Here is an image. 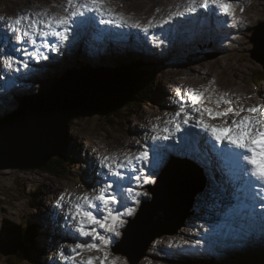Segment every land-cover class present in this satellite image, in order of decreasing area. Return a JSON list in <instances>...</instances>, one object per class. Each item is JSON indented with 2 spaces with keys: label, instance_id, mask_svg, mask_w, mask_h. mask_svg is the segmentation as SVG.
I'll use <instances>...</instances> for the list:
<instances>
[{
  "label": "rangeland",
  "instance_id": "1",
  "mask_svg": "<svg viewBox=\"0 0 264 264\" xmlns=\"http://www.w3.org/2000/svg\"><path fill=\"white\" fill-rule=\"evenodd\" d=\"M28 1L31 3V8H29L27 12L20 13L19 15L11 13L14 12L13 7H15L14 5L16 2H21L20 5L15 8L16 10H20L21 8L29 6L27 3ZM169 1H173V13L177 11L178 7L181 11L186 6L181 0ZM263 1L264 0L238 1L236 13L240 18L244 17L246 14H261L254 23L249 25L240 24L234 13H232V15L214 18L213 12L206 13L203 9H200L199 13L193 18L185 19L181 22L179 20L180 18H175L170 21L167 20L170 26L178 24L179 22L180 25L179 27L175 25V32L169 29L167 40L161 39L163 47L167 42H170L169 38L177 34L180 28L187 31L188 27L194 28L204 22H208L209 25L206 23L203 26L194 28V34L192 36L190 34L181 36L179 33V36L173 39V41L176 40L175 46L173 45V47H171L169 44V49H165L159 53L157 50L152 51L150 48L148 49L149 43L144 41V37L141 38L143 44H145V49L151 54L150 57H144L137 53L138 44L136 40H133L132 42L135 43L129 45V47H121L120 43L114 44V52H111L110 48L107 46L100 49L99 56H96L94 49L88 52V57L82 56L80 50L86 47V45L80 43V40L82 37L86 38L85 34L79 35L80 32H75V30V34L72 33V27L68 33V40H66L67 44H63V48H61L60 45L59 47L56 46L53 41L51 43L53 47H43V49L39 51L41 54L48 56L47 60H43L41 58L33 59V57L38 56V54L35 53L33 57L29 59L25 58V52H22V57L18 58L10 48L9 50L6 49L8 42L2 34L8 32L12 38H15V34L9 30L11 20L26 13H35L45 8L49 9L52 13L62 12V4L54 0H0V17L3 18L0 19V120H3V125L9 123L7 118L19 108L21 101L33 99L39 96L44 89L49 87L41 88V83L43 81L49 77H58L60 79L63 74L70 70H92L96 73L108 72L115 75L126 73L132 78H136L135 72L139 70L127 66L136 63L143 66L142 70L150 73L149 77L153 79V85L149 88L145 87L141 91L142 95L145 96L141 98V101L145 102L144 105H136L135 101H133L131 104H127L123 108L117 110L115 114L113 113L109 116L94 114L81 116L80 118L72 120L71 125L68 127L67 141L64 148L66 162L62 164L59 162L61 164L59 166L56 161V163L51 165L50 167L55 170L54 174L46 172L48 169L45 168L21 170L9 168V163H3V165H7V167L0 168V233L3 232L5 236L10 238H15L16 236L21 237L22 231L33 225L39 227L41 231L39 232V236L34 239V250L31 255L27 257V260L20 261L16 259L15 255L3 256L0 254V264H54L53 261L56 260L58 251L65 254L70 253V250L64 249L66 245H70L68 239H62L65 241V243H63L60 238L61 235L58 232L59 230L68 229L70 227L69 223H71V225L73 223L71 220H66L68 215H64L65 212L69 213L71 210H68L69 206L71 208L69 198H71L72 203H76L77 196L89 192L91 186L102 180L99 178L98 174L101 173L100 166L103 158L110 156L114 157L116 154L121 156L127 155V153L124 152H130V154L133 155L134 153L140 152L139 148L142 149L140 145L144 143L147 146H155L157 145V141L161 142L158 145L164 144L163 142H166V144L170 143L165 140H155V137L157 135H165V127H167L168 124L164 123H168L176 113L173 112L176 111L174 110L176 107L168 101L170 94L174 93V88L171 86L172 82L179 83L184 81L190 83V80L201 81L203 82V87L198 90V92H203L204 89L207 88L208 92L204 93L205 96L213 91L220 93L223 89L226 94L228 89L229 91H234L236 89L235 91L240 92L242 88V91L246 88V90L253 92L254 95L251 94V100L249 96H246L243 101L242 99H240V101L245 102V104L248 102V108L253 106L262 107L260 103L264 101V95L262 94V96H260L258 94L261 93V90L264 93V70L262 65L252 57L251 52L256 47V45L253 44L255 29L264 28ZM161 2H166V0H106V7L120 12L127 19H138L140 17L138 12L143 10L145 11L143 16L151 20L153 15L163 16L165 10L159 8V6L162 5ZM241 9L244 10L242 13L240 12ZM163 25L164 21L160 19L158 26L163 29ZM228 25L230 26L228 27ZM259 26L261 27L259 28ZM93 27L96 30L95 35L98 34L96 35L97 37L101 36V34H106V32L102 33V27L98 22L93 23ZM152 29L156 28L152 27ZM80 30L86 31L85 27H81ZM258 31L259 30H257L256 34ZM188 33L191 32L188 31ZM72 35H74V37H72ZM113 38L116 39V35H114ZM46 42L48 43V41ZM201 42H208L210 45ZM12 43L13 48L18 46L16 40H11V44ZM42 43L45 42L41 41V45ZM96 43V37H90L89 48H97L98 45ZM158 43L159 42L156 41L155 44L158 45ZM156 48H158V46H156ZM68 50H70V54ZM23 59L27 61L29 65L28 68L21 67L20 65L22 64H17V60L24 61ZM35 61H38V64H36ZM32 70L35 72H32ZM180 70H183V73H179ZM13 72H15V74H13ZM18 73L19 75H16ZM15 76L17 78H13ZM6 81H8L7 83H10V85H6ZM239 85L241 87L240 90L238 88ZM39 86L40 89H38ZM256 91H258V93H256ZM21 95L24 96L22 98L23 100L17 101V97ZM173 98L174 97L170 98L171 102H174ZM162 100H164L163 103ZM205 101L207 102V100ZM158 102L162 104L157 105ZM206 102L200 107L206 105ZM241 102H237V105L244 106ZM187 107L192 111L190 104L187 103ZM219 108L221 110L225 109L224 105ZM157 109L163 111L164 115L160 114L157 116V112H155ZM201 114L208 117L207 122L212 120L206 112ZM246 114L247 112L243 113V115ZM139 116H143L147 120V126L136 120ZM197 119L198 118L193 116L190 123L192 121L193 123L191 124H195ZM157 125L159 126L160 133L150 134L149 137L148 132L157 129ZM140 132H144L145 136L149 137L153 142L149 143L150 139H146L145 137V139L134 141L136 142V147L129 146L127 143L129 137L132 136L135 140L137 139V134ZM172 133L174 132H171V135ZM121 147L123 148L122 150H120ZM201 152L206 155V152L202 148ZM213 155L217 157L216 153H213ZM162 157H164V155L160 153L158 158L153 160V162L150 163L151 165L141 173V180L137 181L135 187L132 188L143 192L147 191L148 186L154 184L158 174L153 168L157 169L159 165L158 168L162 170L165 167L163 161L160 163L158 161ZM109 162H114L113 165L116 163L115 161ZM83 172H87V176L84 177ZM129 172L130 174L139 173L138 171L133 172L131 170ZM149 176H151L154 182L144 184L143 180ZM107 179L111 180V176ZM127 181H129V179L126 178L122 183L126 185ZM202 184H204V181H202ZM204 190L208 192L206 189ZM200 192L197 193L195 197L202 196ZM217 192H220L219 187ZM229 193H231L230 190ZM62 196L64 197L63 200L60 199ZM208 197L209 196L206 194V198ZM239 197L238 195L237 199ZM139 200V204H131V199L129 200V204L135 208V212L131 217H125L128 223L120 228L121 233L123 230H127L126 226L129 224V221L136 217L141 204L151 200V195L148 197L141 196ZM208 203L210 204L211 201H207L205 205ZM205 205L203 210L205 209L207 214L203 219L198 221V225L196 226L199 232L198 230L191 231L196 239L195 243L186 232V220L194 217L192 205V213L191 215L189 214L190 216L188 215L189 217L187 216L188 218L186 217L180 229H177L172 234L169 233L156 238L148 245L143 254L144 256L141 257L136 264H264V234H259L263 232L259 231L253 233V231H251L248 233L250 231L248 230L249 228L256 229V224L253 222L251 223L246 218V220L244 219L247 224L246 226H243V223H238V225L233 224L229 229L228 226H230V222L228 216L231 215L229 212L225 214L229 225L226 227H218L215 225L214 218H219V215L214 216L209 213ZM223 209L224 206L221 207V211L219 208L217 209L220 212V216L223 214ZM236 209L239 213V217H242L241 212H243V210L240 206ZM210 215L214 218L210 217ZM244 220H242V222H244ZM63 224L64 228H61ZM211 227H213L212 234L214 240L220 242V244H212V247L208 246L206 240L199 239L200 232L204 231L203 229L209 230ZM230 230H233L236 236L240 237V239H238V244L232 243V240L231 243L225 244L222 242L220 236ZM101 234L107 237L111 243L106 249L102 248L100 251H86V253H89L91 259L93 256H99V259L95 258L94 264H108V261H115L116 264H131L125 256L119 253V250L127 245L126 241L128 240H122V234L119 237H115L110 233H104L102 230ZM230 238L232 239V237ZM85 240L92 242L91 237L81 238V242ZM94 242L98 245L102 244L100 240ZM184 242H186V244L188 243L191 247L187 245L184 246L182 244ZM194 248L198 251H195ZM77 251L78 253H83L80 252V250ZM193 251H195V253H193ZM105 252L108 253L107 261L104 259ZM7 258H10V260H6ZM60 261L61 259H57L56 263ZM67 263H70V261H67Z\"/></svg>",
  "mask_w": 264,
  "mask_h": 264
},
{
  "label": "snow or ice",
  "instance_id": "2",
  "mask_svg": "<svg viewBox=\"0 0 264 264\" xmlns=\"http://www.w3.org/2000/svg\"><path fill=\"white\" fill-rule=\"evenodd\" d=\"M63 11L52 13L49 9L45 8L35 13H26L22 16L11 20L9 30L13 33L21 32L20 35L15 37L18 44H31L33 47L37 44V37L40 38L42 47L51 48L53 45L47 43L48 37H54L60 41L68 40V33L72 25L77 27L82 23H99V24H112L114 21L117 27H124L127 21L122 15L115 14L111 8L106 7V0H67L66 5L61 6ZM203 9L206 13L219 10L224 15H232V7L230 0H188L187 5L183 11L177 8V11L171 14L169 21L175 18H185L190 15H197L199 10ZM243 11V9H241ZM91 14V15H89ZM99 20L96 21V17ZM82 18V19H81ZM0 19H3L0 17ZM169 21H165L168 23ZM26 22V24H25ZM133 28L140 27L139 24L129 25ZM145 26L143 31L147 34L149 27ZM25 37L27 39H25ZM43 58L48 59L47 55L40 54L33 59ZM11 59V58H10ZM17 64H22L24 68H28L27 61L17 60ZM19 70V69H17ZM179 94V90H177ZM208 92L205 88L203 92H197L193 89L188 90V95L191 97V107L193 112L207 113L211 119L227 117L229 113L234 116L240 117L238 120L233 119L230 127H223L221 125H212L206 123L201 115L195 124H190L192 115L186 111L187 103L181 100L179 111L168 122L175 124V131L180 132L182 125H188L189 128H199L204 133L211 136L214 144L210 146V150L215 152L222 161H230L239 167L242 177L246 178V183H251V180L259 182L264 185V106L250 107L247 109H239L238 111L229 107L225 111H213L212 108L200 107L205 100L209 103H215L219 108L221 104H232L230 99L219 97L213 100L212 93L207 96L204 93ZM242 112H247V115L241 116ZM183 115V121H179V117ZM228 121L225 120V124ZM171 129L165 128V132H170ZM227 133V134H225ZM187 135H192L189 131ZM157 140H169L170 135H157ZM217 145H223L217 147ZM207 146V145H206ZM112 157L103 158V166L106 172L102 180L98 181L95 185L90 187L89 192H85L76 197V203L71 204V210L66 217V220H71L73 223L69 227V231L78 234L79 238H92V242L85 240L84 242H73L69 245L72 253L71 256H62L66 259L74 260L78 251H100L102 248L106 249L111 241L101 234L110 233L115 237L121 236L120 228L123 227L128 221L125 217H131L135 208L131 204H139V197H148V191H137L136 189L122 183L125 176L122 169L125 165L129 166V170L133 172L141 171L135 165L143 163L149 159L148 150L141 151L135 157H128L125 162L114 166L111 162ZM259 161V162H258ZM111 176L114 179L108 180ZM135 180L140 181L139 175L134 177ZM151 176L143 180L144 184L153 183ZM255 187V185H253ZM91 193V194H90ZM61 200L64 199L62 196ZM264 207V205H262ZM67 226V225H66ZM100 240L102 244L98 245L94 241ZM105 261L108 260V253L105 252ZM82 264H91V260L83 262ZM108 264H116L115 261H108Z\"/></svg>",
  "mask_w": 264,
  "mask_h": 264
},
{
  "label": "water",
  "instance_id": "3",
  "mask_svg": "<svg viewBox=\"0 0 264 264\" xmlns=\"http://www.w3.org/2000/svg\"><path fill=\"white\" fill-rule=\"evenodd\" d=\"M253 38L256 47L252 57L264 69V28L255 29ZM120 74L123 75L70 70L39 96L22 99L19 108L7 118V125L0 120V168H6V162L9 168L44 169L53 159L64 156L72 120L94 114L109 116L131 104L137 81L126 73ZM181 162L185 164L179 165L177 171L175 161L157 175L154 184L147 187L151 200L141 204L136 217L126 226L128 231H122V240L128 241L119 253L131 264L144 256L151 242L172 234L192 213L193 198L201 191L203 179L193 163ZM22 248L21 237L0 233L1 255H15Z\"/></svg>",
  "mask_w": 264,
  "mask_h": 264
},
{
  "label": "bare ground",
  "instance_id": "4",
  "mask_svg": "<svg viewBox=\"0 0 264 264\" xmlns=\"http://www.w3.org/2000/svg\"><path fill=\"white\" fill-rule=\"evenodd\" d=\"M54 1H56V2H58V3H61L62 5H66V3H67V0H54ZM182 1V3L184 4V5H187V3H188V0H181ZM238 1L239 0H230V2H231V7H232V13H234L235 14V17L236 18H238V21H239V23L240 24H243V25H249V24H252V23H254L256 20H257V18H259V16H261V14H255V15H249V14H246L244 17H242V18H240L238 15H237V13H236V6L238 5ZM243 1H245V0H243ZM81 2H82V0H81ZM258 2V1H257ZM264 2V1H263ZM20 3L21 2H16L15 3V7H13V10H14V12H11V13H14L15 15H19L20 13H25V12H27L28 11V9L29 8H31V3L28 1L27 3H28V5L29 6H26V7H24V8H21L20 10L18 9V10H16L15 8H16V6H19L20 5ZM260 3V2H259ZM22 4H24V3H22ZM161 6H159V8H162V10H165V12H164V14H163V16H161V15H153L152 17V21L151 20H149V18H145L143 15H144V12L145 11H143V10H141V11H139L138 12V14H139V18L138 19H136V18H125L120 12H118V11H114L113 10V12L115 13V14H118V15H122L123 17H124V19L127 21V23L124 25V27H117V26H115L116 25V23H115V21L112 23V24H100L101 25V27H102V33L103 32H106V34H101V36H99V37H97L96 35H98V34H96L95 35V28L93 27V23H82V24H80L78 27L76 26V25H72V33H74L75 34V32L76 31H79L80 33H79V35H84L85 34V37L86 38H81V40H80V43H82V44H85L86 45V47H83L81 50H80V52H81V54H82V56L84 55V56H87L88 57V52L91 50V49H94V51H95V53H96V56H99L100 54V49H103L104 47H109L110 48V50H111V52H114L115 51V49H114V44H116V43H120L121 44V47H129V45H132V44H134L135 42H132L133 40H136L137 42V44H138V46H137V53H139V54H141L142 56H144V57H150V53H149V51L147 50V49H145V44H143V41L141 40V38H146V40L144 39V41H146V43H149V45H148V49L150 48V50H157V52L159 53L160 51L162 52L163 50H167V49H169L170 48V46H169V44L171 45V47H173V45L175 46V41H173V39L174 38H176L177 36H179V33H180V35L181 36H183V35H185V34H187V35H193L194 34V28H197L198 26H203V25H205L206 23L209 25V23L208 22H204V23H202V24H199V25H197L196 27H194V28H189L188 27V30L187 31H184L182 28H180L179 30H178V32H177V34H175V35H172L169 39V41L170 42H167L165 45H164V47H163V44H162V40H167V35H168V33H169V29H171V30H173V32H175V25H177L178 27H179V23L182 21V20H185V19H190V18H193L195 15H190V16H186L185 18H178L179 20H180V22L178 23V24H173V25H171L170 26V23L168 22V23H165V21H167V20H169V16H171V14L173 13V8H174V6H173V1H169V0H166V2H161ZM257 4V3H256ZM253 6L255 7V4L253 3ZM257 6V5H256ZM23 7V6H22ZM260 7V6H259ZM34 9H37V8H34ZM244 9V8H243ZM181 11H183V10H181ZM244 11V10H243ZM243 11H240L241 13L243 12ZM199 13V12H198ZM220 13V14H219ZM89 15H91V14H89ZM141 16H143V17H141ZM221 16H225L222 12H220L219 10L217 11V10H215V14H214V18H220ZM129 17V16H128ZM151 18V17H150ZM82 19V18H81ZM96 21H98L99 20V17L97 16L96 18ZM160 19H163V21H164V25H163V29H161L159 26H158V22H159V20ZM115 24V25H114ZM131 24H139L140 25V27H138V30H137V28H133V27H130L129 25H131ZM148 25H151L150 27H149V32L147 33V34H144L145 36H143L142 34L143 33H145L144 31H143V29H144V27L145 26H148ZM230 25H228V27H229ZM81 27H85V30L86 31H81L80 30V28ZM152 27H155L156 29H152ZM101 29V28H100ZM24 29L23 28H21V32L23 31ZM74 30H75V32H74ZM140 30V31H139ZM229 30H230V28H229ZM188 31L189 32H191V33H188ZM21 32H17V33H14L15 34V36H17V35H20L21 34ZM108 33V34H107ZM3 36H4V38L7 40V42H8V46H7V48L6 49H8L9 50V48H10V50L14 53V55L15 56H17L18 58H21L22 57V52H25V58H31V57H33V55H34V53L35 54H38V55H40L41 53L39 52L40 50H42L43 49V47L41 46V40H40V38L39 37H37V44H36V46L35 47H33L31 44H18V46L15 48H13V43L11 44V40H15V38H12L9 34H8V32L7 33H5V34H2ZM114 35H116V39H114L113 37H114ZM93 36H95L96 37V40H97V45H98V47L97 48H89V43H90V37H93ZM72 37H74V35H72ZM25 39H27L26 37H25ZM148 39V40H147ZM162 39V40H161ZM159 40H161V41H159ZM48 43H52L53 41H54V44L56 45V46H58L59 47V45H60V47L61 48H63L64 47V45H65V43L67 44V42L66 41H59L58 39H56V38H54V37H48ZM59 41V42H58ZM156 41L157 42H159L158 43V45H156L155 43H156ZM9 43H10V45H9ZM145 43V42H144ZM164 43V42H163ZM201 43H207V44H209L208 42H201ZM64 44V45H63ZM63 45V46H62ZM144 45V46H143ZM210 45V44H209ZM156 46H158V48H156ZM146 47H147V45H146ZM60 48V49H61ZM69 51V54L71 53L70 52V50H68ZM41 59H43V58H41ZM137 59H140V58H137ZM24 60V59H23ZM43 60H45V59H43ZM135 60V59H134ZM140 60H144V59H140ZM25 61V60H24ZM161 62H162V60H161ZM12 63H14V62H12ZM35 63L36 64H38V61H35ZM100 63H102V62H100ZM21 67H23L22 65H20ZM233 67V66H232ZM236 68V67H235ZM234 68V69H235ZM34 69H36V68H34ZM34 70H32V72H33ZM39 71V70H38ZM43 71V70H42ZM191 71V70H190ZM240 71V70H239ZM238 71V72H239ZM35 72V71H34ZM140 71H138V72H135V76H137V74L139 73ZM203 72V71H202ZM179 73H183V70H180L179 71ZM178 73V74H179ZM231 73H232V71H231ZM230 73V74H231ZM13 74H15V72H13ZM142 74V73H141ZM145 74H146V71H145ZM237 74V73H236ZM16 75H19V73L18 74H16ZM120 75H123V74H120ZM134 75V74H133ZM201 75V74H200ZM231 76V75H230ZM186 77V76H185ZM198 77H200V76H198ZM13 78H17L16 76L15 77H13ZM176 78V77H175ZM192 78V77H191ZM194 78V77H193ZM238 78V77H237ZM195 79H198V78H195ZM189 81V80H188ZM235 81V80H234ZM8 81H6V85H10V83H7ZM201 82V81H200ZM198 82V81H194V80H190V83H187V82H184V81H181V82H179V83H175V82H172L171 83V86L174 88L173 89V91H174V93H172V94H170V96L168 97V101L170 102V104H172V105H174L176 108L174 109V110H176V111H173L174 113L175 112H177V111H179L178 110V107H179V105H180V102H181V100L183 99V101H186L188 104H190L191 105V97L188 95V90L189 89H193V90H195V91H197L198 92V90H200L202 87H203V82ZM243 82H244V79H243ZM47 83V82H46ZM231 83V82H230ZM237 83V82H236ZM241 83H242V81H241ZM232 84V83H231ZM238 84V83H237ZM243 84V83H242ZM248 84V83H247ZM215 85V84H214ZM219 85H220V83H219ZM223 85H224V83H223ZM237 86V85H236ZM226 87H227V85H226ZM247 87V86H246ZM218 88V87H217ZM222 88V87H221ZM225 88V87H224ZM231 88V87H230ZM239 90H240V85H239ZM223 89V88H222ZM235 89V88H234ZM233 89V90H234ZM245 90L244 91H242L243 90V88H242V90H240V92L238 91H229V89H228V91H227V93L225 94V91H221L220 93H218L217 91H213L212 92V96H213V100H216L217 98H219V97H223L224 99H230V100H232L233 101V103L232 104H221V107L224 105V108L225 109H220V108H216V104L215 103H212V104H210L209 102L207 103L206 101V105H203L202 107H204V108H212L213 109V111H220V112H223V111H225L227 108H229V107H231V108H233V109H235V107H236V109L235 110H239V109H241V108H243V109H247L248 108V106H247V104H248V102L245 104V102H241L240 101V99H242V101L246 98V96H249L250 97V100H251V97H252V95H254L253 94V92H250L249 90H246V88H244ZM250 89V88H249ZM177 90H179V94H178V92H177ZM232 90V89H231ZM15 91V90H14ZM242 91V92H241ZM256 93H258V91H256ZM167 94V93H166ZM252 94V95H251ZM262 94L264 95V93L262 92V90H261V93H259L258 95H260V96H262ZM171 97H174L173 98V100H174V102H171V100H170V98ZM18 98V97H17ZM16 98V99H17ZM256 100V99H255ZM254 101V100H253ZM164 102V100H162V103ZM237 102H241V103H243V105L244 106H239V105H237ZM161 102H158L157 103V105H161L162 104ZM249 103H251V102H249ZM253 103V102H252ZM262 106H264V101L263 102H261L260 103ZM189 106V105H188ZM199 106H201V105H199ZM190 108L189 107H186V111H188L191 115H192V117L194 116V117H196V118H199L201 115H203V119H204V121L206 122V123H209V124H212V125H221V126H223V127H230L231 126V121L233 120V119H239L240 117H237V116H234L232 113H229L228 114V116L227 117H223V118H217V119H212L210 122H207V118L208 117H206V115H204V114H201V113H199V112H193V110L191 111V110H189ZM155 112H157V116H159L160 114H162V115H164V112L163 111H161V110H159V109H157V110H155ZM243 113L244 112H242L241 113V116H243ZM198 114V115H197ZM247 115V114H246ZM167 116V115H166ZM161 118V117H160ZM181 120H183L184 119V117H183V115H181L180 117H179ZM210 119V118H209ZM136 120H138V122L139 123H142V124H144L145 126H147L146 124H147V120L143 117V116H139L138 117V119H136ZM225 120H227L228 121V123L227 124H225ZM158 121V120H157ZM191 123H193L192 121H191ZM138 124V123H137ZM173 125V124H172ZM172 125H170V124H168L167 125V128H169V129H171V132H173L174 131V126H172ZM164 127H165V125H164ZM166 128V127H165ZM185 130H186V133H187V128L185 127V129L184 128H182V130H181V132H176L177 133V135H178V138H172V140L173 141H176V140H179V138H181L182 139V137H184V134L183 133H185ZM194 131H197L198 133L200 132V129L199 128H194ZM171 132H165V135H171ZM153 133H157V134H159L160 133V130H159V126L157 125V129H153V130H150L149 132H148V136L150 137V134H153ZM185 133V134H186ZM225 134H227V133H225ZM199 135V134H198ZM200 137H198L197 138V140H195L196 141V144H198V145H200L199 146V151H198V154L200 155V156H204V154L201 152V148L205 151V149L202 147V144H205L206 145V143H205V141H204V139H205V135L203 134V136H204V139H203V136H201V135H199ZM145 134H144V132H140L139 134H137V139H135L134 140V138H132V136L131 137H129V139H128V144H129V146L131 145V147H136V142H134V141H136V140H140V139H145ZM149 137H146V139H148ZM208 138L209 139H212L211 138V136L210 135H208ZM150 139V138H149ZM156 140V139H155ZM154 140V141H155ZM162 141H164V140H162ZM153 141H151V139H150V142L149 143H152ZM161 142H158L157 141V146H158V144H160ZM164 144H162L164 147H166V146H168L169 147V150L167 151H165V150H162L161 152L163 153V155H164V157H162V158H160L158 161H159V163L161 162V161H163L164 162V165H165V167L162 169L163 170V172L165 171V170H167L168 169V167H169V165L172 163H174L175 161L178 163L177 165H173V167H176V169L175 170H178V167H179V165H181V166H184V164H185V162H181L182 160L181 159H175V152H174V148H172L171 147V143H169V144H166V142H163ZM185 143H186V145L188 146V140H186L185 141ZM166 144V145H165ZM212 144H214V143H211L210 142V145H212ZM150 146V145H149ZM127 147V146H126ZM123 148L121 147L120 148V150H122ZM125 149V148H124ZM139 150L141 151V148H139ZM128 151V150H127ZM131 151V150H130ZM157 151H158V148H157ZM157 151H154V150H152V153H157ZM122 152V151H121ZM206 152V151H205ZM124 153H127V155L125 154V155H119V154H116V156H110V157H112L113 159L111 160V161H115L116 163H115V165L117 164V162H120V163H123V162H125L126 161V159L128 158V157H131L132 155L130 154V152H124ZM137 153H139V152H137ZM213 153H215V152H213ZM213 157H215L214 155H213ZM177 158V157H176ZM183 159V158H182ZM191 159H190V155H188L187 156V161H190ZM184 161V160H183ZM181 162V163H180ZM180 163V164H179ZM194 163H196V166H199L200 165V170H201V173L203 172V173H206V170H208V167L207 166H205L203 163H201V162H199L197 159H195L194 158ZM114 165V166H115ZM142 165H143V169H142V172H144L145 171V162H143L142 163ZM195 165V164H194ZM159 167V165L157 166V169H155V168H153L154 169V171H156V172H160V170H161V168L159 169L158 168ZM213 167L214 168H216L217 169V181H213V180H209V179H207L206 177H205V179H203V181L205 182V183H207V185L210 187L209 189L210 190H207L208 192H206L204 189L205 188H203V189H201V194H202V196H197V197H195L194 198V202H193V209H194V217H192V218H190V219H187L186 220V232H187V234L190 236V238H191V240L195 243L196 242V239L194 238V234L193 233H191V231L193 230H198L197 229V225H198V221L200 220V219H203L204 217H205V215L207 214L206 212H205V209L203 210V208H204V205H205V203L207 202V201H211V203L209 204H207V205H205L206 207H207V211L209 212V213H211L212 215H214V216H216V215H219V218L218 217H216V218H214L213 216H211L210 215V217H213L214 219H215V225L216 226H218V227H226L227 225H229V223L227 222V220H226V215L225 214H222L221 216H220V212L215 208L216 206H218L219 205V203L222 201V196H223V193H221V192H217V189H218V187L219 186H221L222 184H223V182H222V179H225V181H226V184H227V187L229 188L228 189V191L230 190V196H231V199H233V200H237V197H238V192H236V191H232V187H236V186H238V183H237V181H236V179L235 178H233V177H231V176H229L227 173H226V171H225V169L222 171V169H221V166L219 165V163H217L216 162V164L215 165H213ZM162 170H161V172H162ZM122 171V173H124V174H126V175H129L130 174V170H127L126 169V167L124 168V169H122L121 170ZM151 171V170H150ZM237 171H238V174H240V176L242 177V175H241V173H240V170H239V167L237 166ZM152 172V171H151ZM85 177V176H84ZM111 179H112V177H111ZM228 179H230V185H229V182H228ZM242 179H244L245 180V178L244 177H242ZM244 180H242V182L244 181ZM208 182H210V184H212V185H210V184H208ZM204 186V184L202 185V187ZM233 192H234V195H233ZM206 194L209 196L208 198H206ZM67 202V201H66ZM228 202H230V201H228ZM234 204H237V203H234ZM221 207L222 206H220L219 207V210L221 211ZM71 208H70V206L68 207V210H70ZM66 211V210H65ZM230 213H231V215L230 216H228V218H229V222H230V226H228L229 227V229L231 228V226L233 225V224H235V225H238V223H243V226H246L247 224L245 223V220H246V218L252 223H254V224H256V229L255 228H249L248 230H250L248 233H250L251 231H253V233L254 232H259V231H261V232H263V233H259V234H264V208L261 210V211H254V210H243V212H241V215H242V217H239V213H238V211H237V209H235V210H233V211H229ZM69 213H67V212H65L64 213V215L65 216H67ZM245 219V220H244ZM242 220H244V222H242ZM44 222H46V221H44ZM69 225L71 226V223H69ZM37 227V226H36ZM61 228H64V224H63V227H61ZM213 227H211L209 230L207 229V230H205V229H203L204 231H202V232H200V234H199V239H204V240H206V242H207V244H208V246H210V247H212V244H220V242H216L215 240H214V237H213V234H212V229ZM180 229V228H179ZM216 229V228H215ZM214 229V230H215ZM37 231H38V233H37V236H35L34 237V239H36L38 236H39V232L41 231L40 230V228L38 227V229H37ZM59 233H60V235H64L62 238H61V240L62 239H68V242H69V240H71V242H73V240H77L78 238H77V236L75 235V233L74 232H71V231H69V228L67 229H63L62 231H58ZM198 232H199V230H198ZM258 234V235H259ZM222 239V242H224L225 244L226 243H231V240H232V243H237L238 244V239H240V237H237L236 236V234L233 232V230H230V231H228L227 233H225V234H223L222 236H220ZM230 237H232V239L230 238ZM79 242H81L80 240H78ZM62 242L63 243H65V241H63L62 240ZM206 242H205V244H206ZM184 246H190V245H188V243L186 244V242H184V243H182ZM198 244V243H197ZM193 245V244H192ZM67 246V245H66ZM69 246V245H68ZM194 246H197V245H194ZM191 247V246H190ZM65 249V248H64ZM195 249V251H198L196 248H194ZM66 250V249H65ZM200 250V249H199ZM195 251H193V253H195ZM58 253V255H57V257H56V260L57 259H61V261L59 262V263H56V260H54L53 261V263L54 264H70V263H74V262H76V263H78L79 261H78V259H74V260H69V259H66L65 258V256H68L69 255V253L68 254H65V256H62L61 255V252L60 251H58L57 252ZM86 253V251H83V253H81L80 255L82 256V254H85ZM99 259V256H97V257H94L93 256V261H95L96 259ZM63 259V260H62ZM67 261H70V263H67Z\"/></svg>",
  "mask_w": 264,
  "mask_h": 264
},
{
  "label": "trees",
  "instance_id": "5",
  "mask_svg": "<svg viewBox=\"0 0 264 264\" xmlns=\"http://www.w3.org/2000/svg\"><path fill=\"white\" fill-rule=\"evenodd\" d=\"M129 68H133L135 70H139L140 72L137 74L136 76V81H137V89H136V93L133 96V100L135 101V104L137 105H144L145 102L141 101L142 99V93L141 91L143 90V88H149L153 85V79L150 76V73L146 72L142 70L143 66H141L140 64H129L127 65ZM264 70V69H263ZM142 73V74H141ZM58 77H49L47 78L45 81H43L41 83V88H45L47 86H49L50 84H52L55 80H57ZM47 82V83H46ZM139 92V93H138ZM24 96H18V100L20 101ZM145 97V96H144ZM72 122V121H71ZM71 122L69 123V126L71 125ZM71 131V130H70ZM56 161L58 162L59 166L66 162V157L65 155L63 157H59L56 159H53L46 167L45 169H48L46 172L48 173H53L54 174V169L51 168L50 166L53 165L54 163H56ZM61 164H60V163ZM84 176H87V172H83ZM38 227H36V225L30 226L28 229H24L22 231V235H21V241H22V245L23 248L17 253L15 254L16 259L18 260H27V257H29L32 253V251L34 250V237L37 236V231ZM10 260V258H7L6 260Z\"/></svg>",
  "mask_w": 264,
  "mask_h": 264
}]
</instances>
